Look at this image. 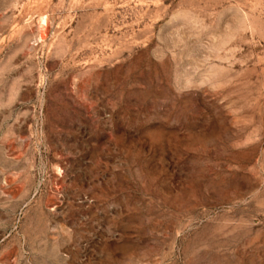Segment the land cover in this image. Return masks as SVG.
I'll list each match as a JSON object with an SVG mask.
<instances>
[{
	"label": "rangeland",
	"instance_id": "374dc122",
	"mask_svg": "<svg viewBox=\"0 0 264 264\" xmlns=\"http://www.w3.org/2000/svg\"><path fill=\"white\" fill-rule=\"evenodd\" d=\"M0 264H264V0H0Z\"/></svg>",
	"mask_w": 264,
	"mask_h": 264
}]
</instances>
